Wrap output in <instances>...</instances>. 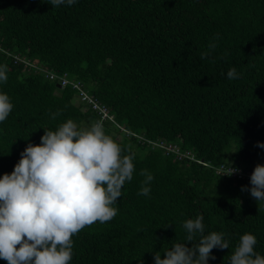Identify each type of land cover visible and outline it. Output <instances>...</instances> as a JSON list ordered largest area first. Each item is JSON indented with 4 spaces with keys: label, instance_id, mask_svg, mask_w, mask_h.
I'll use <instances>...</instances> for the list:
<instances>
[{
    "label": "trees",
    "instance_id": "obj_1",
    "mask_svg": "<svg viewBox=\"0 0 264 264\" xmlns=\"http://www.w3.org/2000/svg\"><path fill=\"white\" fill-rule=\"evenodd\" d=\"M0 47L80 80L119 125L208 164L178 160L104 121L106 134L136 154L135 170L113 205L117 215L72 237L69 264H140L141 257L154 264V252L163 256L182 242L183 223L198 215L205 234L223 232L230 243L214 248L208 264H228L245 233L264 255V201L258 207L241 191L249 180L215 171L228 160L244 170L264 165L257 145L264 142V0H76L55 8L47 0H0ZM0 65L8 69L0 92L13 104L0 122V177L29 143L40 144L44 128L97 122L71 86L58 87L1 51ZM230 68L239 78H227ZM142 170L154 176L148 196L139 195Z\"/></svg>",
    "mask_w": 264,
    "mask_h": 264
},
{
    "label": "clouds",
    "instance_id": "obj_2",
    "mask_svg": "<svg viewBox=\"0 0 264 264\" xmlns=\"http://www.w3.org/2000/svg\"><path fill=\"white\" fill-rule=\"evenodd\" d=\"M47 3L55 8L71 6L76 0ZM215 47L209 45V51L200 58L210 55ZM7 71V65H0V82H7ZM226 75L233 80L240 74L230 68ZM12 109L8 94L0 92V122ZM257 145L264 148V142ZM135 155L106 134L102 121L82 128L69 119L55 130L44 128L40 144L29 143L13 171L0 177V259L7 264H69L72 237L97 221L108 222L117 215L113 205L121 197L122 187L133 178ZM228 161L230 166L222 168L219 177L240 171ZM140 175L144 180L139 195L148 196L154 176L147 170ZM250 185L241 186V191L250 192L259 207L264 201V165L255 166ZM203 219L198 215L186 220L185 239L172 244L163 256L154 252V264H208L209 258L215 259L214 248L229 249L225 233L205 234ZM256 244L255 235L240 236L228 264H264ZM139 260L143 264L142 257Z\"/></svg>",
    "mask_w": 264,
    "mask_h": 264
},
{
    "label": "built area",
    "instance_id": "obj_3",
    "mask_svg": "<svg viewBox=\"0 0 264 264\" xmlns=\"http://www.w3.org/2000/svg\"><path fill=\"white\" fill-rule=\"evenodd\" d=\"M0 51L5 54V56H10L13 59L14 63L21 64L24 68L27 69H34L35 71L42 72L44 76L51 80L55 81L60 84L62 88L66 86H71L72 89L75 90V95L77 99L87 106L91 108L93 112H96L98 115L97 121H110L115 123L119 129L124 132L128 136H133L138 139V141L142 144H145L151 148H158L162 149L165 154H174L178 160L188 159L190 161H198L205 165H208L201 159H197L195 154L190 150H182L177 144L173 143H166L165 140H153L150 138L145 137L144 135L135 133L126 127L119 125L116 123L114 119V115L110 112L109 108L101 103L93 94H91L85 87L84 84L80 80L71 79L67 73L58 74L54 70L49 69L47 67L41 66L34 61H31L29 58L23 57L19 54L12 53L11 51L0 47ZM230 165L220 164L219 166L215 167L216 173L220 174L222 168L229 167ZM254 168L249 169H240L238 173H234L231 177L239 178V179H247L250 181V176L254 171Z\"/></svg>",
    "mask_w": 264,
    "mask_h": 264
},
{
    "label": "water",
    "instance_id": "obj_4",
    "mask_svg": "<svg viewBox=\"0 0 264 264\" xmlns=\"http://www.w3.org/2000/svg\"><path fill=\"white\" fill-rule=\"evenodd\" d=\"M57 86H58V87H61L59 83H57Z\"/></svg>",
    "mask_w": 264,
    "mask_h": 264
}]
</instances>
